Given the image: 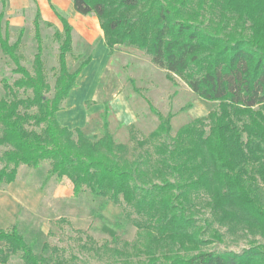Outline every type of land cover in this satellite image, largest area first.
<instances>
[{"label":"trees","instance_id":"1","mask_svg":"<svg viewBox=\"0 0 264 264\" xmlns=\"http://www.w3.org/2000/svg\"><path fill=\"white\" fill-rule=\"evenodd\" d=\"M71 1L77 13L99 19L111 52L117 46L140 50L170 81L176 76L196 96L219 105L171 136L173 115L148 102L159 125L137 141L143 153L128 159L127 147L109 131L108 107L101 137L58 121L91 61L70 72L68 21L61 18L63 30L54 33L59 53L52 90L40 13L33 21L37 52L30 71L20 54L25 30L11 42L6 0H0V48L19 76L12 84L2 79L0 189L16 181L21 166L48 163L44 183L67 179L76 197L89 191L134 208L144 219L135 244L147 256L143 264H264V0ZM200 204L209 214L203 225L196 219ZM222 228L247 247L205 250L224 241ZM0 243L1 264L19 253L23 264H55L34 252L18 226L0 230Z\"/></svg>","mask_w":264,"mask_h":264},{"label":"rangeland","instance_id":"2","mask_svg":"<svg viewBox=\"0 0 264 264\" xmlns=\"http://www.w3.org/2000/svg\"><path fill=\"white\" fill-rule=\"evenodd\" d=\"M12 1L6 0L5 20L11 24L20 18L23 27L16 28L10 25L11 42L16 40L19 30L23 28L25 34L20 48V54L23 56L22 64L32 71L34 55L37 52L33 25L36 7L31 3V8L25 9L23 13L15 12L9 15ZM41 29L43 58L48 82L53 90L59 53V43L55 40L54 33L63 28L61 24L60 29L49 27L42 21ZM73 37L74 50L68 55L70 72L75 71L80 63L88 58L89 52H92L88 51L87 47H83L80 42L82 38L77 31ZM80 54H83L84 58L77 60ZM112 54V66L120 76L128 102L136 112V122L132 124L133 128L130 127L131 125L118 123L110 106H106V103L98 106L89 100L84 106L88 116L85 123L87 125L84 124L81 128L87 135L101 137L102 117L108 107L109 131L117 143L127 147L125 156L128 159L133 160L143 153L137 141L147 137L159 125V119L150 110L148 102L162 115H173L171 136H174L180 127L194 119L206 117L217 109L219 102H209L196 96L180 78L175 76V82L170 81L167 72L157 67L144 52L126 46H117ZM14 69V63L0 48V98L6 96L2 79L12 84L19 78L13 72ZM52 95L53 91L49 96ZM21 167L24 169L20 170L19 178L31 185L32 194L30 200L28 199L30 205L23 207L20 212L17 226L37 255L49 257L55 264H143L142 262L147 261V256L137 250L135 245L142 231L138 224H143L144 219L133 207L123 202L114 204L105 198L94 197L89 191L76 197L72 184L67 179L58 180L52 177L44 183L50 169L48 163H43L38 169ZM198 209L201 210L196 214V219L203 225L204 218L209 214L201 204L198 205ZM221 233L224 234V241L215 242L205 250L241 252L247 247L246 241L233 239L226 228H222ZM209 238L210 235L206 234L205 239ZM3 246L4 244L0 243V247ZM10 251L6 250V252ZM7 264H23L20 253L11 256Z\"/></svg>","mask_w":264,"mask_h":264},{"label":"crops","instance_id":"3","mask_svg":"<svg viewBox=\"0 0 264 264\" xmlns=\"http://www.w3.org/2000/svg\"><path fill=\"white\" fill-rule=\"evenodd\" d=\"M31 3L34 4L33 7H36L35 15L39 12L41 21L48 25L51 24L60 29V24L63 28L61 18L66 19L72 26V36L77 31L82 38L80 42H82L83 47L92 51L87 56L91 58V61L80 73L76 87L65 101V107L57 114L59 123L69 129L80 128L82 130L81 126L88 119L84 106L90 100L98 106H102L104 103L106 106H110L116 122L126 126L134 124L136 112L128 102L120 76L112 66L113 54L106 46L99 19L95 15L85 16L77 13L71 0H13L10 6L11 11L9 9L8 13L9 15L15 14V12L17 14L23 13L25 9L31 8ZM10 25L16 28L23 27L20 18L16 19L15 23L11 22ZM78 56H81V59L84 58L83 54ZM22 169L24 168H19L15 182L0 189V230H10L17 226L22 208L30 205L32 187L27 181L19 178V172Z\"/></svg>","mask_w":264,"mask_h":264}]
</instances>
